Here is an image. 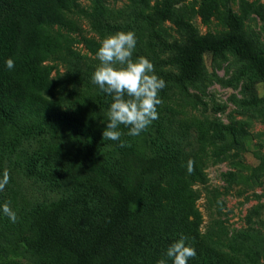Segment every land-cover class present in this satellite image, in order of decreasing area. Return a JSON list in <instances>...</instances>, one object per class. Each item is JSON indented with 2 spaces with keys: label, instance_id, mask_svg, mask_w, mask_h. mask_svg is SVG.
Wrapping results in <instances>:
<instances>
[{
  "label": "rangeland",
  "instance_id": "1",
  "mask_svg": "<svg viewBox=\"0 0 264 264\" xmlns=\"http://www.w3.org/2000/svg\"><path fill=\"white\" fill-rule=\"evenodd\" d=\"M68 16L80 33L51 27L64 41L62 50L45 64L57 81L53 109L17 126L8 124L0 142V178L5 169L10 180L0 191V264H41L19 240L31 220L29 212L74 199L75 179L90 177L104 166L135 159L168 158L165 172L148 177L156 182L183 184L195 195L202 223L199 235L214 251L237 264H264V80L228 50L202 57L200 71L179 82L176 47L194 39L214 40L241 34L264 54V0H79ZM232 13L240 22H227ZM134 32L132 58H147L166 86L160 90L158 119L138 136L121 125L119 141L103 140L107 112L104 97L92 76L99 65L101 41L117 32ZM73 118L59 126L53 115ZM59 117V118H60ZM52 126V127H51ZM72 132L96 156L95 163L79 159L55 135ZM123 142L126 146L120 147ZM64 165V176L56 169ZM193 160L194 171L187 162ZM42 165L45 167L43 170ZM47 166V167H46ZM83 191V193H85ZM10 202L17 214L11 222L2 211ZM84 213L75 219L80 229Z\"/></svg>",
  "mask_w": 264,
  "mask_h": 264
},
{
  "label": "trees",
  "instance_id": "2",
  "mask_svg": "<svg viewBox=\"0 0 264 264\" xmlns=\"http://www.w3.org/2000/svg\"><path fill=\"white\" fill-rule=\"evenodd\" d=\"M79 0H0V142L5 141L8 124L17 126L35 117L43 118L53 109L57 81L45 62L62 50L64 41L51 27L80 33L68 14ZM227 22L236 29L240 22L226 13ZM231 50L247 62L252 72L264 80V54L257 52L241 34L222 38L194 39L176 47L179 74L177 81H189L199 74L202 57ZM14 60L9 70L7 59ZM106 106L112 98L101 100ZM52 119L60 127L75 123L73 118ZM52 127V126H51ZM81 160L95 163L96 156L72 132L55 135ZM54 161V158L50 163ZM125 160L112 170L104 166L90 177H74V199L47 204L29 212L31 222L18 238L41 264H157L166 257L168 247L179 239L196 250L187 264H237L208 247L199 235L202 223L192 190L183 179L174 184H144L148 177L165 173L173 161L168 158ZM68 165L55 167L56 178L63 177ZM47 167V166H46ZM43 170L45 167L42 165ZM87 191L83 193V191ZM86 219L78 229L75 219Z\"/></svg>",
  "mask_w": 264,
  "mask_h": 264
},
{
  "label": "clouds",
  "instance_id": "3",
  "mask_svg": "<svg viewBox=\"0 0 264 264\" xmlns=\"http://www.w3.org/2000/svg\"><path fill=\"white\" fill-rule=\"evenodd\" d=\"M136 43L134 32H117L105 37L96 53L100 63L93 73L92 82L113 100L107 112L103 140L119 141L122 133L118 129L121 125L129 128V136H138L158 119L157 106L162 103L158 94L166 83L155 74L154 65L147 58H132ZM5 63L9 70L14 67L11 58ZM125 146L123 142L120 143V147ZM194 164L191 159L187 162L189 173L194 171ZM9 180V171L5 169L0 178V191ZM2 211L11 222L17 221V214L11 209L10 202L2 206ZM187 240L188 237L181 234L168 247L166 257L171 258L173 264H187L190 258H195L196 250L190 244L186 245ZM157 264H166V259H159Z\"/></svg>",
  "mask_w": 264,
  "mask_h": 264
}]
</instances>
